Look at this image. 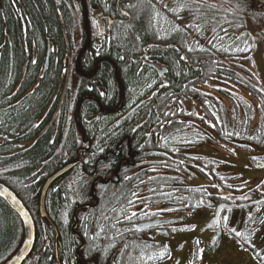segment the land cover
<instances>
[{
	"label": "trees",
	"instance_id": "trees-1",
	"mask_svg": "<svg viewBox=\"0 0 264 264\" xmlns=\"http://www.w3.org/2000/svg\"><path fill=\"white\" fill-rule=\"evenodd\" d=\"M20 1L23 6L18 5V10L6 1L0 10V48L6 50V60H0V180L18 194L35 220L36 245L24 264H70L72 255L94 254L92 247H100L107 226L112 253L121 248L125 259L134 260L136 252L147 257L144 247L136 246L134 240L116 236L119 211L125 213L131 204L134 181L97 183L96 205L87 207L93 182L78 181L74 187L80 185L84 195L74 198L72 169L64 181L52 184L47 195L46 207L54 225L42 217L40 201L46 180L72 161L85 163V155H79L84 148L92 155L80 173H101L106 163L114 170L115 160L109 164L100 162L101 157L129 137L140 146L145 128H154V144L162 136L168 160L166 204L188 203L190 208L202 204L208 191L185 186V178L218 165L217 158L191 149L220 141L252 152L262 149L251 159L257 170L264 169V86L251 67L254 48L264 45V7L258 1L139 0L134 10L123 5L135 20L118 24L109 50L89 58L83 75H76L80 78L76 84H81L73 116L66 102L51 128L38 139L51 118L42 117L41 112L52 100L60 67L42 77V88L27 97L25 106L13 107L4 82L9 69L7 50L15 48L16 62L28 57L27 48L44 57L50 40L60 50L64 46L60 16L65 24L73 19L68 21L65 9H58L63 0ZM116 13L120 16L121 10ZM146 47L151 48V64L143 60ZM152 63L167 68L163 77ZM246 93L258 101L257 109L244 97ZM148 94L152 98L135 107ZM184 101L195 102L201 113L186 110ZM213 172L222 179L223 173ZM23 239L22 219L0 199V264L16 253Z\"/></svg>",
	"mask_w": 264,
	"mask_h": 264
},
{
	"label": "flooded vegetation",
	"instance_id": "flooded-vegetation-1",
	"mask_svg": "<svg viewBox=\"0 0 264 264\" xmlns=\"http://www.w3.org/2000/svg\"><path fill=\"white\" fill-rule=\"evenodd\" d=\"M3 1L14 4L12 6H15L17 10L23 6L20 0H0V10H2ZM63 1L64 3L61 1L58 9L60 7L65 9L68 21L73 19V22L70 21V23L68 22L65 24L67 30L66 34L71 48L70 57H68L67 54V40L62 28V23L60 33L62 35L61 42L64 46H62L60 50L55 49L54 41L50 40L47 44L44 57L39 56L36 49H33L32 53L27 48L28 57L26 58L25 55L24 58L23 56L22 62L21 60L16 62L14 47H9L7 50L9 69L7 72V80L4 82L6 83L5 88L8 99L12 102L13 107L17 105L25 106L27 97L34 96L35 93L42 88V77L48 73L50 74L56 66L60 67L59 74H56L58 76L56 78L52 100L43 112H41L42 117L51 116L52 118L62 97L64 100L60 112L62 111L63 105L68 102L69 112H71L73 116L72 112L75 109V100L77 98L76 92L78 86L81 84V81L76 84V81L80 80V78H76V75H83L82 70H84V65H86L89 58L95 59L97 56L100 57L103 52L106 53L109 50L108 43L112 40L118 24H124L130 20H135V16L132 15L130 10L123 7V5L133 8L134 10V6L138 4L139 0H108L109 2H107V0L103 2L100 0ZM18 5H20V7ZM118 9L121 10L120 16L117 15V13L115 15L113 14L114 11ZM60 19L61 21L62 19L64 20L62 16H60ZM144 52L143 60L151 64V61H149L152 59V54H150L151 48H144ZM5 53L6 50L0 48V60L3 62ZM48 55L49 61L46 68ZM32 59L34 61L33 64L30 63ZM19 62L21 63L19 64ZM34 65L36 67L33 69ZM32 75L35 77L34 80L27 81V76ZM0 81H2V79ZM151 98L152 95H146L141 103L135 107L141 106L143 102H148ZM136 129L143 130L144 127L137 126ZM161 129L165 130L166 127H162ZM145 130L146 136L143 138L140 146L132 142V139L129 137L127 141H122L116 149L110 150L101 157L100 162L108 161L109 164L112 163L111 160H115L116 167L114 170H110L106 163L101 173L98 172L96 174L98 170L80 173V171H84L83 169L86 168L85 163L88 156L92 155L89 153V149L84 148L79 155H85V163H83L81 159L71 162L78 163V165L76 164L73 167L74 172L71 179H77L79 182L88 180L93 182L92 200L86 204L87 207L96 205L94 201L97 199L95 190V185L97 183L115 182L117 185H122L123 183L126 184L129 180L136 182L133 187L135 191L133 195L129 196V198L132 199L131 204L127 207L125 213L119 211L120 219L116 222V236L122 237L127 241L134 240L132 242H135L136 246L144 247L147 257L143 258L142 254L136 252L134 260L125 259L126 256L122 255L121 257L119 253L121 248H115L114 253H112L114 249L112 250L110 246V230L107 229V226L104 228L102 234L104 239L100 247H92L96 252L89 255L84 254L83 256L72 255L70 256V264H147L145 263L146 260L155 258L160 260L154 264H166V259L171 256V248L166 240L172 235L174 232L173 228L176 229L179 222L175 224H166V220L181 218L183 221V217L178 214H176V216L172 214L177 210H166V172L168 171L166 169L168 168L166 162L168 160H166V149L163 148L162 136H160L159 142L156 145L154 144V128H145ZM201 147H204V145L195 147L191 149V151H197ZM98 164L99 162L97 161L95 163L96 168ZM187 178L188 176L185 180ZM60 179L64 181L65 176L58 180ZM211 180L214 181L213 178ZM0 182L7 185L1 180ZM212 186L213 184L208 185V187ZM189 187L199 188L204 186ZM73 191L76 196L79 194L84 195V190L80 185L79 187H75ZM121 191L122 190L119 191L120 194ZM246 193H248V191L236 189L235 191H231V196L216 194L219 196L216 205L223 201L229 203L246 202L249 200L244 197ZM261 196H264V193H261L255 199ZM220 198L224 200H220ZM0 199L10 207L7 201L1 197ZM183 205L185 208L182 210H190L188 203H183ZM216 205L207 206L205 204L206 208L209 207L211 209V216L204 226L214 216ZM261 205L263 204L248 208L225 210L222 215L221 244L216 250L211 248V240L215 232L205 230V232L208 233V238L200 243L203 250H206L209 254L217 253L220 249H223V245L227 243L225 254L220 253L218 256L208 258L207 260H201L199 254L190 255L186 258L174 255L169 264H264V209L259 210ZM257 211L260 213L258 216ZM155 222L156 224L148 227H137L141 224ZM237 233H240V235H237ZM48 243L50 244L51 240H48ZM57 246L58 243L56 242V250L58 249ZM56 257L59 260L58 254ZM120 258L122 261L119 260ZM58 264L65 263L64 261H61V263L58 261Z\"/></svg>",
	"mask_w": 264,
	"mask_h": 264
},
{
	"label": "rangeland",
	"instance_id": "rangeland-1",
	"mask_svg": "<svg viewBox=\"0 0 264 264\" xmlns=\"http://www.w3.org/2000/svg\"><path fill=\"white\" fill-rule=\"evenodd\" d=\"M260 5L264 0H256ZM166 16V14H164ZM253 71L260 79L264 86V45L258 44L254 48L253 62L251 65ZM244 97L251 101L255 108L259 106L257 100H252L249 94H244ZM231 104L230 102H226ZM184 107L188 111L196 110L201 113L199 106L193 101H184ZM259 121V115L256 113V122ZM262 149H256L253 152L247 151L236 146H232L226 142L220 141L218 144L206 143L204 147L199 148L196 153H203L206 156L218 157V165H215V170L204 168L205 173L195 175H188V178L184 181L186 186H204L208 192L203 197L202 204L195 208L184 209L181 211H175L176 214L183 217V221L179 222L174 229L172 235L167 238V242L171 248V256L166 259V264H169L174 255L188 257L190 255L199 254L201 260H207L211 257H216L220 253L225 254L226 245H223V249H220L217 253L209 254L206 250H203L201 241H205L208 238V233L203 231L202 228L207 220L211 216V209L207 206H215L218 200V195L231 196V191L236 189H242L248 191L244 196L246 199L252 200L258 197L261 193H264V169L257 170L252 162L251 156L253 154H261ZM264 151V150H263ZM213 171L223 173L222 179H219ZM208 175V176H207ZM211 177V178H210ZM214 179L211 180V179ZM74 181V182H73ZM71 183V194L74 198V186L78 185V180L75 179ZM209 184H213L212 187H208ZM188 195L190 193L187 192ZM259 210L264 209V204L260 206ZM257 216L260 214L257 211ZM262 216V215H261Z\"/></svg>",
	"mask_w": 264,
	"mask_h": 264
},
{
	"label": "water",
	"instance_id": "water-1",
	"mask_svg": "<svg viewBox=\"0 0 264 264\" xmlns=\"http://www.w3.org/2000/svg\"><path fill=\"white\" fill-rule=\"evenodd\" d=\"M63 30H64V34H65V37L67 40V49H68L67 54H68V57H70L71 56V48L69 46V41H68V37H67L66 29H65L64 25H63ZM48 61H49V55L47 58L46 68L48 66ZM154 67L157 69L160 76H162V77L167 72V69L165 67L156 66V65H154ZM63 100H64V98L62 97L54 116L48 122V124L43 129V131L39 134L37 139L44 136L46 134V132L50 129V127L53 125V123L55 122V120H56V118L60 112L61 106L63 104ZM76 164L77 163L73 162V163H70V164L64 166L63 168L58 170L56 173H54L52 176H50L46 180V182L43 186L42 194H41V201H40V213L43 217L47 218L52 224H53L52 219H51V217L48 213L47 207H46V199H47L49 189L55 181H57L59 178H61L65 174H67L71 169H73V167ZM0 197L2 199H4L5 201H7V203L10 205V207L15 212H17V214L21 217V219L23 221V225H24V231H25L24 239H23L19 249L5 264H23L26 261V259L31 255V253L33 252L35 244H36L37 233H36V224H35L33 215L31 214L30 210L25 205V203L22 201V199L16 194V192H14L10 187L3 184L2 182H0ZM263 203H264V196H262L261 198L250 200V201L243 202V203L222 202V203L218 204L216 207L215 216L210 220V222H208L206 224L205 227L202 228L203 231L209 229L210 231L215 232V234L211 240V248L213 250H216L221 244L222 215H223L225 210L235 209V208H248V207H253L256 205L263 204ZM181 208H183V206L166 205V209H181ZM178 221H180V219L172 218V219L166 220V224L176 223ZM154 224H156V222L155 223L141 224V225H138V227L151 226ZM76 227H77V224H76Z\"/></svg>",
	"mask_w": 264,
	"mask_h": 264
},
{
	"label": "bare ground",
	"instance_id": "bare-ground-1",
	"mask_svg": "<svg viewBox=\"0 0 264 264\" xmlns=\"http://www.w3.org/2000/svg\"><path fill=\"white\" fill-rule=\"evenodd\" d=\"M61 23H62V28H63V25L65 26V29H66V25H65V23H64V20L62 19V21H61ZM64 31V30H63ZM66 33H67V30H66Z\"/></svg>",
	"mask_w": 264,
	"mask_h": 264
},
{
	"label": "snow or ice",
	"instance_id": "snow-or-ice-1",
	"mask_svg": "<svg viewBox=\"0 0 264 264\" xmlns=\"http://www.w3.org/2000/svg\"><path fill=\"white\" fill-rule=\"evenodd\" d=\"M237 235H240V233H237Z\"/></svg>",
	"mask_w": 264,
	"mask_h": 264
}]
</instances>
